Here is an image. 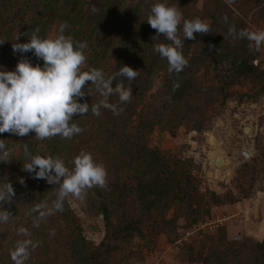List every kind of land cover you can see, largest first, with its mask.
Here are the masks:
<instances>
[{
    "label": "trees",
    "instance_id": "16d2710c",
    "mask_svg": "<svg viewBox=\"0 0 264 264\" xmlns=\"http://www.w3.org/2000/svg\"><path fill=\"white\" fill-rule=\"evenodd\" d=\"M176 9L177 0H0V126L19 138L0 139V264H47L51 254L56 264L60 246L70 264H111L114 242L173 227L175 217L163 215L175 208L198 224L218 199L201 193L194 161L148 147L155 127L165 128L152 91L163 80L164 96L178 109L200 91L201 69L218 76L229 63L222 90L262 79L264 49L241 21L232 22L235 45L220 37L223 12L211 15L209 29L184 34L161 18ZM60 171L103 217L99 245L82 235ZM60 224L69 237L60 236ZM211 242L191 255L194 263L264 264V237Z\"/></svg>",
    "mask_w": 264,
    "mask_h": 264
},
{
    "label": "rangeland",
    "instance_id": "374dc122",
    "mask_svg": "<svg viewBox=\"0 0 264 264\" xmlns=\"http://www.w3.org/2000/svg\"><path fill=\"white\" fill-rule=\"evenodd\" d=\"M219 12L225 14L219 35L231 45L239 41V36L234 29L232 31L235 20L244 23L242 28L251 40H255L257 30L264 33V4L256 0H177V9L163 11L161 18L166 25L178 23L185 34L192 27L209 29L212 25L211 15H219ZM57 30L54 28L50 32V42L58 41ZM200 47L197 49L200 50ZM259 59L264 69L262 53ZM223 65L225 68L218 71V76L208 69H201L196 79L200 91L185 100L178 109L164 96L163 80L158 81L152 91L158 96L154 106L162 114L165 128L155 127L146 138L149 148L159 150L169 159L194 161L193 173L201 182V193L210 197L217 195L218 199L207 203L198 224L190 225L186 212L175 208L163 215L166 220L175 217L177 221L173 227L150 235L145 240L135 238L130 242H114L117 250L111 264H199L191 260V255L203 252L205 249L201 247L204 243L208 247L213 239L221 235H226L229 241L244 237L255 242L263 240L264 77L242 79L222 90L224 81H228V75H231L227 71L229 63ZM81 69L83 67L77 71ZM8 76L6 72L4 80ZM225 95L228 98L222 104ZM185 115H188L187 118ZM250 128H258L254 132V143L250 142L254 145V156L244 163L240 153L247 143L245 131L248 132ZM12 133L9 128L0 126V139L5 135V139L10 138L9 141L17 143L19 138L14 139L15 133ZM17 152L19 157L18 145ZM216 155L222 156L225 164L218 165ZM106 175L109 180L113 179L110 173ZM59 185L69 207L79 219L82 235L99 245L105 236L103 217L90 208L81 187L62 171L59 172ZM207 210L208 216L205 214ZM120 219L119 216L116 220L117 226ZM208 223L217 225L216 229L198 230ZM59 227L60 236L69 237L70 231L64 229L62 224ZM150 231L146 230L147 233ZM59 250L56 264H70L65 248L60 246ZM53 260L51 254L47 264H53Z\"/></svg>",
    "mask_w": 264,
    "mask_h": 264
},
{
    "label": "built area",
    "instance_id": "2783aa9c",
    "mask_svg": "<svg viewBox=\"0 0 264 264\" xmlns=\"http://www.w3.org/2000/svg\"><path fill=\"white\" fill-rule=\"evenodd\" d=\"M256 41L263 47L264 49V33L261 30L256 31ZM257 64V62H256ZM258 128H250L248 132L245 131V137H247V143L243 146L240 156L243 161H249L254 156V145L250 144V142L254 143V132H257ZM217 225L214 223H208L201 225L198 230H215Z\"/></svg>",
    "mask_w": 264,
    "mask_h": 264
},
{
    "label": "bare ground",
    "instance_id": "6f19581e",
    "mask_svg": "<svg viewBox=\"0 0 264 264\" xmlns=\"http://www.w3.org/2000/svg\"><path fill=\"white\" fill-rule=\"evenodd\" d=\"M216 158H217V160H218V165H223V164H225V160H224V158L222 157V156H217L216 155Z\"/></svg>",
    "mask_w": 264,
    "mask_h": 264
},
{
    "label": "water",
    "instance_id": "95a60500",
    "mask_svg": "<svg viewBox=\"0 0 264 264\" xmlns=\"http://www.w3.org/2000/svg\"><path fill=\"white\" fill-rule=\"evenodd\" d=\"M217 164H218V161H217Z\"/></svg>",
    "mask_w": 264,
    "mask_h": 264
}]
</instances>
